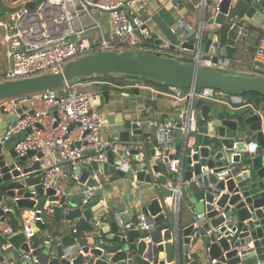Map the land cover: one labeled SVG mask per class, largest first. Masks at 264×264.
I'll return each mask as SVG.
<instances>
[{"label": "water", "instance_id": "water-1", "mask_svg": "<svg viewBox=\"0 0 264 264\" xmlns=\"http://www.w3.org/2000/svg\"><path fill=\"white\" fill-rule=\"evenodd\" d=\"M213 1L220 5L215 21L221 27L214 38L206 41L203 35L201 48L202 58L218 64L257 44L259 35L251 33L250 27H260L264 21V0ZM5 11L0 5V16ZM184 46L191 50V55L195 53L194 45ZM112 74L184 89L213 88L229 95L230 102L198 98L194 129L187 137L179 136L175 140L160 141L143 133L136 123L123 124L113 131L108 161H85L74 171L80 183L96 188L102 200L94 206H84L81 196L68 195L69 188L60 185V177L71 172L69 166H64L55 175L52 186L45 188L43 173L53 164V158L46 161L35 149L20 156L15 146L26 138L30 128L5 139L8 122H3L0 125V221L10 219L16 225L13 207L44 210L47 201H58L60 216L65 221L77 220L84 228L91 229L93 218L106 216L108 209L117 212L115 207L105 204L102 180H107L105 184L109 187L121 180L145 181L155 185L158 191V196L142 207L147 221L155 222L152 230L137 227L139 214L131 217L127 211L120 213L124 226L120 227L116 220L107 227L102 224L106 232L113 231L107 240L117 242L115 248L64 247L56 243L51 226L44 220L35 222V233L44 231L37 239L41 245L32 248L29 242L32 237L20 231L8 238L12 246L23 254H32L42 264H176L175 251L183 241L181 264H201L189 256L193 237L201 227L208 241L209 264H264V110L256 104L237 106L238 102L233 100L237 98L245 104L247 97L254 94L264 98V78L229 73L150 50H104L69 61L59 72L0 82V101L61 88L67 82L86 77ZM116 89L138 92L132 87ZM102 95L108 100L110 90L102 89ZM53 110L56 114V107ZM23 111L34 113L28 100L21 101L19 113ZM18 120L12 117L9 122ZM35 156L39 159L31 164L19 165ZM177 159L180 172H173L171 161ZM229 166L232 167L229 175L221 177L220 172ZM178 182L195 217L203 214L198 226L192 223L177 230L171 219L164 198L173 193L170 184Z\"/></svg>", "mask_w": 264, "mask_h": 264}, {"label": "built area", "instance_id": "built-area-1", "mask_svg": "<svg viewBox=\"0 0 264 264\" xmlns=\"http://www.w3.org/2000/svg\"><path fill=\"white\" fill-rule=\"evenodd\" d=\"M0 5L6 8L0 16V43L5 47L6 59V70L0 74V82L59 72L69 61L93 52L125 49L150 50L161 55L165 52L164 47L150 46L145 41L151 37V32L146 27L140 0H0ZM198 7L204 16L211 15L212 20L220 10L219 3L213 0H200ZM92 9L110 14L114 32L112 40H103L96 47L86 42L85 32L90 25L83 22V18L88 17L91 19V27H100V23L92 15ZM206 21L203 18L200 35L193 49L195 53L191 55L185 48H181L178 52L180 60L190 59L191 62L202 66H216L212 60L202 58L201 41L207 27ZM238 72L240 75L264 78V22L263 33L255 46L251 67ZM129 86L139 87L140 83L136 82ZM170 89L178 100L187 101L181 108L179 118L167 119L164 122L157 120L136 122L139 128L145 125L149 129H155L156 137L160 141L175 140L178 135L187 137L191 133L197 122L198 110L195 108V101L198 98L230 102L229 95L213 88L184 89L170 85ZM24 100L30 102L33 114L28 111L19 113L21 101ZM233 100L236 101L237 98ZM0 112L6 116L8 122L5 139L30 128L26 138L15 146L20 156L35 149L44 156L49 155L53 158V164L43 173L42 184L45 188L52 186L55 175L64 166H69L71 175L79 180L74 171L85 161L101 163L108 161V151L113 148V138L110 140L104 138L106 123L100 108L99 91L80 90L75 88L74 82H67L61 88L1 100ZM8 116L18 117L19 120L10 123L12 117ZM35 158L39 159L37 156ZM178 162V159L171 161L170 167L173 172H180ZM117 168L119 169V166ZM231 170L232 167L229 166L219 175L227 177ZM170 186L173 193L169 196L171 204L167 209L177 214L182 204L180 182ZM139 190L142 191L141 188ZM97 195L96 188L90 187L82 198L83 205H92ZM50 204V211H55L56 207H59L58 201ZM33 211L34 218L27 219L26 224L25 233L28 237L35 234V222L44 220V210ZM202 217L203 214L196 215L194 222L196 226ZM138 218L140 222L137 227L141 226L145 230L154 228L155 222H148L145 214H139ZM115 220L120 226H124L120 214L115 216ZM74 232H78V229H74ZM17 233L18 231L8 224L7 219L0 221V254L12 247L8 238ZM96 243V246L101 248L117 247L115 243L105 239H98ZM25 257L32 259L29 254ZM33 258L35 262H39L38 258ZM176 263H181V259Z\"/></svg>", "mask_w": 264, "mask_h": 264}, {"label": "crops", "instance_id": "crops-1", "mask_svg": "<svg viewBox=\"0 0 264 264\" xmlns=\"http://www.w3.org/2000/svg\"><path fill=\"white\" fill-rule=\"evenodd\" d=\"M200 0H140L143 5L142 10L146 21V27L151 32V37L146 39V43L150 46L164 47L165 52L162 55H172L178 59V52L181 48H185L186 52L191 54V50L184 45H195L200 35V26L203 18L206 19L207 27L204 31L205 40L214 38L217 30L221 27L216 23L215 19H211V15L204 16L201 9L198 7ZM92 15L100 23V27H91V19L88 17L83 18L85 24L90 25L85 32V39L92 47L98 46L103 40H112L114 37L113 25L111 16L108 12L97 9H92ZM263 20L260 27H250L251 33H256L260 36L263 33ZM79 26V25H78ZM156 35V38L154 37ZM259 40V39H258ZM4 46V45H3ZM256 44L247 46V51L244 53L239 52L233 58H230L224 63L216 64V68L220 70L240 74L238 71L251 67ZM185 52V51H183ZM172 53V54H171ZM186 61H191L190 59ZM6 70L5 52L0 51V74ZM139 82V87H132L137 89L138 92L118 91V88L130 87L129 85ZM75 88L80 90H96L100 92V108L103 111L106 127L104 130V138L112 139L113 131L122 127L123 124L131 125L137 121L157 120L164 122L167 119L179 118L181 116V108L185 106L187 101L178 100L170 85L164 83L150 81L139 77H123L122 75H114L108 78H92L83 81H74ZM108 88L110 90V98L102 95V89ZM227 98V97H226ZM237 106L246 107L247 105H255L252 97H247V102L240 103ZM264 110V103L260 107ZM7 121L6 116L0 112V125ZM143 133L150 134L156 137V130L149 129L145 125L141 127ZM179 135L177 136V138ZM178 140V139H177ZM113 141V139H112ZM49 155L45 156L44 160H48ZM35 157L30 158L28 161L20 162L19 165L31 164ZM92 175H97L92 173ZM99 178V177H98ZM107 182V180H105ZM102 180L101 185L104 189L105 204L108 207H115L116 213H112L108 209L106 216L102 218H93L92 228H84L77 220L65 221L59 214H61L60 207H56L55 211H50V202L47 201L43 212L44 221L51 226L56 243L62 244L64 247L73 245L97 247L98 239H105L113 231L109 232L104 230L102 224L107 227L115 216L124 211L130 213L131 217L138 214H144L142 207L148 205L151 201L158 196V191L155 185L148 182L139 181H125L121 180L114 183L111 187L106 185ZM104 183V184H103ZM60 185L69 188L68 195L74 194L76 196L84 197L85 191L89 189L85 184L80 183V180L71 175V172L64 173L60 177ZM142 189L140 191L139 189ZM102 200L97 195L92 202V206L96 205ZM166 205L171 204V197H165ZM56 206V205H55ZM192 205L189 202L187 195L182 194V204L179 213L175 214L170 212L171 219L174 220L178 227L185 228L194 223L195 214L191 210ZM16 215L17 224L15 225L10 219H7L8 224L15 228L18 232L26 230L27 219L34 218V208H12ZM59 211V212H58ZM106 222V223H105ZM121 227V226H120ZM78 232H74V229ZM44 231H38L29 240L32 248L41 245L37 239ZM165 233V230L162 231ZM174 239V238H173ZM171 239L169 241L174 242ZM118 244L117 242H115ZM208 241L205 238V231L199 227L198 233L193 237L190 247L189 256L191 259L200 261L201 264H209L210 259L208 255ZM176 261L182 260L184 255L183 241L178 244L176 248ZM32 259H26V254H23L20 249L11 247L0 254L2 264H42L35 262L32 254ZM169 264V263H167ZM181 264V263H176Z\"/></svg>", "mask_w": 264, "mask_h": 264}, {"label": "trees", "instance_id": "trees-1", "mask_svg": "<svg viewBox=\"0 0 264 264\" xmlns=\"http://www.w3.org/2000/svg\"><path fill=\"white\" fill-rule=\"evenodd\" d=\"M114 75H104V76H92V77H86V78H82V79H79L78 81H83V80H87V79H92V78H108V77H113ZM123 77H134V76H129V75H122ZM147 80V79H146ZM150 82H154L152 80H148ZM74 82V81H73ZM168 85V84H166ZM254 103L256 105H262L264 103V98L260 95H257V94H254V95H251ZM59 212V211H58ZM60 215V214H59ZM183 261V260H182Z\"/></svg>", "mask_w": 264, "mask_h": 264}, {"label": "rangeland", "instance_id": "rangeland-1", "mask_svg": "<svg viewBox=\"0 0 264 264\" xmlns=\"http://www.w3.org/2000/svg\"><path fill=\"white\" fill-rule=\"evenodd\" d=\"M0 51H1L2 53L5 52V47H4L3 44H1V43H0ZM229 73H230V72H229ZM150 83H155V82H150Z\"/></svg>", "mask_w": 264, "mask_h": 264}]
</instances>
